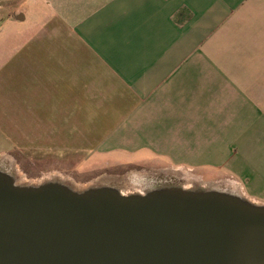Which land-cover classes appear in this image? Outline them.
<instances>
[{
  "label": "crops",
  "instance_id": "1",
  "mask_svg": "<svg viewBox=\"0 0 264 264\" xmlns=\"http://www.w3.org/2000/svg\"><path fill=\"white\" fill-rule=\"evenodd\" d=\"M0 139L264 192V0H0Z\"/></svg>",
  "mask_w": 264,
  "mask_h": 264
},
{
  "label": "water",
  "instance_id": "2",
  "mask_svg": "<svg viewBox=\"0 0 264 264\" xmlns=\"http://www.w3.org/2000/svg\"><path fill=\"white\" fill-rule=\"evenodd\" d=\"M0 264H264V205L213 187L18 185L0 169Z\"/></svg>",
  "mask_w": 264,
  "mask_h": 264
},
{
  "label": "rangeland",
  "instance_id": "3",
  "mask_svg": "<svg viewBox=\"0 0 264 264\" xmlns=\"http://www.w3.org/2000/svg\"><path fill=\"white\" fill-rule=\"evenodd\" d=\"M2 143L3 141L0 139V158L3 159L2 163L4 162L5 165L1 164L0 169L11 175L18 185H40L48 181H54L81 192L95 187V183L101 180L97 187L109 186L120 192L125 188L128 190L125 192L132 195L133 193L144 194V184L137 183L141 181V178L135 177V175H143L145 179H150L151 182L156 183L157 180V182H163L170 186H179L185 189L209 188L214 183L220 185L219 190L222 191L226 189V191L232 192L240 188L245 198L256 204L264 205V192L259 193L253 191L248 194L239 183L231 178L213 177V175L199 170L189 171L183 167L169 163L135 162L131 161L133 158L119 155L108 156L91 153H75L71 151H61L51 154L28 152L26 149L4 147ZM104 178L107 180H104ZM110 181H116V184L114 182L109 183ZM90 184L93 185L90 186ZM233 194L238 195L235 192Z\"/></svg>",
  "mask_w": 264,
  "mask_h": 264
},
{
  "label": "bare ground",
  "instance_id": "4",
  "mask_svg": "<svg viewBox=\"0 0 264 264\" xmlns=\"http://www.w3.org/2000/svg\"><path fill=\"white\" fill-rule=\"evenodd\" d=\"M1 157V156H0ZM5 157V156H4ZM9 158V157H8ZM0 165L1 164H3V165H5V163L3 162L2 163V161H3V159H1L0 158ZM9 165V164H8ZM11 166V165H10ZM171 169V168H170ZM166 171V170H165ZM169 173V172H168ZM20 175V174H19ZM62 176V175H61ZM142 176V177H141ZM141 176H138V175H135V177H140L141 178V181L140 182H137V183H142V184H144V189H143V192H146L147 190H149V189H151L152 188V182L150 181V179L149 180H147V179H145V176H143V175H141ZM157 176V175H156ZM60 177V176H59ZM169 177V176H168ZM46 178H48V177H46ZM53 178V177H52ZM64 178V177H63ZM66 178V177H65ZM66 179H68V178H66ZM122 179V178H121ZM139 179V178H138ZM17 180V179H16ZM22 180V179H21ZM70 181H71V179H69ZM104 180H107L106 178H104ZM110 180V179H109ZM116 180V179H115ZM155 180V179H154ZM45 181V180H44ZM63 181H64V179H63ZM69 181V182H70ZM117 181V180H116ZM116 181H110L109 183H112V182H114L115 184H116ZM120 181V180H119ZM157 181V180H156ZM27 182H28V180H27ZM100 182H101V180H100ZM100 182L99 181H97L96 183H95V185L96 186H99V184H100ZM22 183V182H21ZM31 183V182H30ZM39 183V182H38ZM37 183V184H38ZM71 183V182H70ZM73 183V182H72ZM185 183V182H184ZM204 183V182H203ZM214 183V182H213ZM35 184H36V182H35ZM102 184V183H101ZM200 184V183H199ZM74 185V184H73ZM91 185H93V184H90V186ZM123 185V184H122ZM122 185H120V186H122ZM183 185V184H182ZM201 185H203V184H201ZM84 186V185H83ZM209 186V185H208ZM206 187V186H205ZM209 187H213V188H217V189H220V185H217V184H215L214 183V185H210ZM85 188V187H84ZM117 188V187H116ZM191 188H193V187H191ZM137 189V188H136ZM76 190H77V188H76ZM127 189H125L124 188V190L121 192L123 195H130V194H128L127 192H125ZM142 190V189H141ZM226 190V189H225ZM241 189L240 188H237L236 190H234V191H232V192H235V193H238L240 196H242V197H245L244 196V194L242 193V191H240ZM128 191V190H127ZM131 192V191H130ZM133 192V191H132ZM138 192V191H137ZM140 192V191H139ZM228 192H230V191H228ZM134 194V193H133ZM142 194V193H141Z\"/></svg>",
  "mask_w": 264,
  "mask_h": 264
},
{
  "label": "flooded vegetation",
  "instance_id": "5",
  "mask_svg": "<svg viewBox=\"0 0 264 264\" xmlns=\"http://www.w3.org/2000/svg\"><path fill=\"white\" fill-rule=\"evenodd\" d=\"M151 185H152V188H153V187L163 186V185H164V186H170V185H167V184H165V183H163V182H157V181H156V183L152 181V184H151Z\"/></svg>",
  "mask_w": 264,
  "mask_h": 264
},
{
  "label": "built area",
  "instance_id": "6",
  "mask_svg": "<svg viewBox=\"0 0 264 264\" xmlns=\"http://www.w3.org/2000/svg\"><path fill=\"white\" fill-rule=\"evenodd\" d=\"M227 190H229V189H227ZM224 191H226V190H224Z\"/></svg>",
  "mask_w": 264,
  "mask_h": 264
}]
</instances>
